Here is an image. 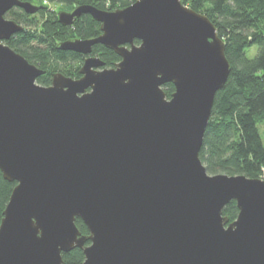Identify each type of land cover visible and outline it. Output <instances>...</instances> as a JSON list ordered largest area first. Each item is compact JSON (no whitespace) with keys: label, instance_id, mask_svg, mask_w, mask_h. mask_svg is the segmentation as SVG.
I'll return each instance as SVG.
<instances>
[{"label":"water","instance_id":"95a60500","mask_svg":"<svg viewBox=\"0 0 264 264\" xmlns=\"http://www.w3.org/2000/svg\"><path fill=\"white\" fill-rule=\"evenodd\" d=\"M14 8L46 6L0 0V170L17 183L0 264H66L76 248L82 264H264V180L212 176L200 159L231 73L212 21L182 0L61 11V25L91 15L102 33L60 43L87 57L81 77L55 73L45 87V71L6 44L24 30L6 18ZM96 45L121 61L101 69Z\"/></svg>","mask_w":264,"mask_h":264},{"label":"trees","instance_id":"16d2710c","mask_svg":"<svg viewBox=\"0 0 264 264\" xmlns=\"http://www.w3.org/2000/svg\"><path fill=\"white\" fill-rule=\"evenodd\" d=\"M39 3L46 8L29 15L14 8L6 18L17 22L24 30L6 42L45 74L38 84L48 87L53 75L79 79L86 56L61 51L58 45L71 39H91L101 35V24L91 15H83L72 26L60 24L57 13L49 4H60L73 10L79 5H91L104 11L128 7L138 0H23ZM194 11L207 16L216 26L226 46L231 73L224 88L215 98L212 116L205 133L200 159L209 175H243L264 180V0H182ZM136 41V44H139ZM257 48L250 58L248 53ZM111 69L121 61L112 50L96 45L92 55ZM168 98L175 92L173 84H166ZM17 183L7 181L0 170V226ZM239 209L232 201L224 210L230 222L237 219ZM76 225L83 236L89 230L81 219ZM90 242H87L89 245ZM66 264H82L83 250L76 248L63 254Z\"/></svg>","mask_w":264,"mask_h":264},{"label":"rangeland","instance_id":"374dc122","mask_svg":"<svg viewBox=\"0 0 264 264\" xmlns=\"http://www.w3.org/2000/svg\"><path fill=\"white\" fill-rule=\"evenodd\" d=\"M47 2H45L44 5H46ZM50 10L54 11L55 13H57V17L59 15V13L61 11H66V12H70L71 11V7L66 6V5H60V4H49ZM257 54V48H254L251 52L248 53V56L250 58H254L255 55ZM101 69H106L105 67L101 68ZM262 132L264 133V127H262Z\"/></svg>","mask_w":264,"mask_h":264}]
</instances>
